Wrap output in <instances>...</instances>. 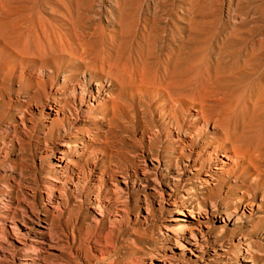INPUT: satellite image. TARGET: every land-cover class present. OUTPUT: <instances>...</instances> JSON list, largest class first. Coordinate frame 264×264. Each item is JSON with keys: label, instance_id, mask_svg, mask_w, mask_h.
I'll return each mask as SVG.
<instances>
[{"label": "rangeland", "instance_id": "obj_1", "mask_svg": "<svg viewBox=\"0 0 264 264\" xmlns=\"http://www.w3.org/2000/svg\"><path fill=\"white\" fill-rule=\"evenodd\" d=\"M263 86L264 0H0V264H264V166L191 124Z\"/></svg>", "mask_w": 264, "mask_h": 264}, {"label": "bare ground", "instance_id": "obj_2", "mask_svg": "<svg viewBox=\"0 0 264 264\" xmlns=\"http://www.w3.org/2000/svg\"><path fill=\"white\" fill-rule=\"evenodd\" d=\"M37 47H39V46H37ZM81 47H82V45H81ZM69 49H70V52H72V53H74V52L76 54L78 53L77 51H74L77 48L74 49V48H70L69 47L66 50H69ZM184 63L185 62H183V64ZM86 64H88V63H86ZM92 69H94V68H92ZM90 72H88V73H90ZM173 72L175 74H178V75H180V74L181 75H187L189 77V75H191V74H192L191 76H194V74H195V76H197L196 73L197 72H201V69H199L197 67L194 68V67L180 65L179 68H174ZM83 77L87 78V74H84ZM90 78H92L91 75H90ZM66 80H68V79L65 77V83H66ZM90 84H89V81H87V79L84 80L83 83H80L77 80L76 81V86L74 87V91H73L74 97L77 98L79 101H81V103H85V104L87 103L88 107H92V105L89 104V102H90L89 99L90 98H94L95 101H98L97 97L100 94V93H98V96H96L95 92L89 90L88 88H89ZM167 86H169V84H167ZM170 88H173V87L170 86ZM263 88H264V86H263ZM177 92L179 93V91H177ZM177 97H178V95H177ZM174 98H175V96H174ZM175 104L176 103L174 102V105ZM204 106L205 105L203 103H197L196 105H194V108L196 109L197 113L193 117L191 124H201L200 127L198 125H196L199 128H194V129L196 131L197 137H201L202 138V137H205L207 135V133H208L207 131H208V129L211 126V122H214L213 124L216 127L214 129L219 130V132H220L219 139H221L220 144L217 146V149H225L226 152H228V155L224 156L227 160H224V159L219 160L218 159V161H217L218 164L221 166L222 172L223 171L230 172L231 169H230L229 166H231L232 164L235 165L236 169H238L237 166L239 164H241V161L243 160V158H246L249 161L250 165L254 166L256 171H258L261 166H264V128H260V125H263V127H264V123L255 124L253 119H250V118L246 119L245 117H243L241 119L245 120V125H243V127L241 128L240 125H239V119L237 117H235V116L231 115L230 113L226 112V113H223L222 117H220V118H210L206 114ZM228 145H230L231 147L229 148ZM257 181L259 182V178L255 177L254 183H256ZM193 212H195V211L193 210ZM186 229L187 228L184 227L183 229H181L180 232H178L179 230L177 232H175L176 237H179L180 239L184 240L188 245H190L192 247H199V245H200L199 243L200 242H199V236L197 234V231L191 230L189 232L190 233V236H189L187 234V232H186ZM176 247L178 249H181L182 252H185L186 249H187V246L184 245L183 243L179 242V241H177V246ZM247 261L251 262V260H249V259Z\"/></svg>", "mask_w": 264, "mask_h": 264}]
</instances>
